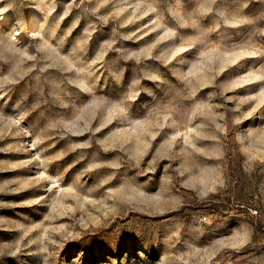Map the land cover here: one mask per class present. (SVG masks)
Segmentation results:
<instances>
[{"label":"rangeland","instance_id":"rangeland-1","mask_svg":"<svg viewBox=\"0 0 264 264\" xmlns=\"http://www.w3.org/2000/svg\"><path fill=\"white\" fill-rule=\"evenodd\" d=\"M0 264H264V0H0Z\"/></svg>","mask_w":264,"mask_h":264}]
</instances>
